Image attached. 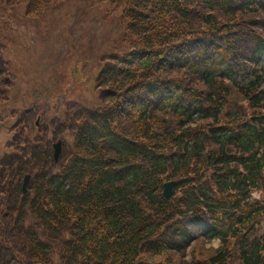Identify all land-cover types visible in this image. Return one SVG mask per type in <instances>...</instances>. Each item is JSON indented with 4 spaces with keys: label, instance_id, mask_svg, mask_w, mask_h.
Wrapping results in <instances>:
<instances>
[{
    "label": "trees",
    "instance_id": "1",
    "mask_svg": "<svg viewBox=\"0 0 264 264\" xmlns=\"http://www.w3.org/2000/svg\"><path fill=\"white\" fill-rule=\"evenodd\" d=\"M55 1L13 3L39 15ZM111 1L130 38L96 75L99 106L40 128L32 108L17 115L0 264H264V0Z\"/></svg>",
    "mask_w": 264,
    "mask_h": 264
},
{
    "label": "rangeland",
    "instance_id": "2",
    "mask_svg": "<svg viewBox=\"0 0 264 264\" xmlns=\"http://www.w3.org/2000/svg\"><path fill=\"white\" fill-rule=\"evenodd\" d=\"M122 11L111 0H62L43 14L26 15L25 5L0 0L2 55L11 82L0 100V156L11 151L18 113L32 108V123L40 128L67 104L99 106L96 75L110 53L127 49L130 38ZM218 246V240L198 242L186 258L192 250L204 256Z\"/></svg>",
    "mask_w": 264,
    "mask_h": 264
},
{
    "label": "water",
    "instance_id": "3",
    "mask_svg": "<svg viewBox=\"0 0 264 264\" xmlns=\"http://www.w3.org/2000/svg\"><path fill=\"white\" fill-rule=\"evenodd\" d=\"M53 148H54V159L55 161L58 160L59 154L61 152V142L58 141L55 144H53ZM30 176L27 175L24 178V182H23V190H26V186L28 184ZM173 193V182H167L164 184V189H163V196L166 199H169L172 196Z\"/></svg>",
    "mask_w": 264,
    "mask_h": 264
}]
</instances>
